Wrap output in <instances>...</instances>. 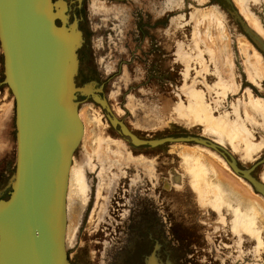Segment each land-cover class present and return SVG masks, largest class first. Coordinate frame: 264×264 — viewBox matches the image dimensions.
Instances as JSON below:
<instances>
[{
    "label": "rangeland",
    "instance_id": "374dc122",
    "mask_svg": "<svg viewBox=\"0 0 264 264\" xmlns=\"http://www.w3.org/2000/svg\"><path fill=\"white\" fill-rule=\"evenodd\" d=\"M53 1L81 36L68 264H264V198L248 181L199 144L134 146L91 95L138 140L205 139L264 186V53L232 14L264 43V0ZM3 79L0 47V200L16 168L15 100ZM218 187L237 202L218 201ZM235 211L254 213L250 230L235 226Z\"/></svg>",
    "mask_w": 264,
    "mask_h": 264
},
{
    "label": "water",
    "instance_id": "95a60500",
    "mask_svg": "<svg viewBox=\"0 0 264 264\" xmlns=\"http://www.w3.org/2000/svg\"><path fill=\"white\" fill-rule=\"evenodd\" d=\"M57 3L64 4L0 0L3 83L14 96L16 127L15 174L8 198L0 200V264H68L64 248L68 174L83 134L74 80L81 36L77 23L69 24ZM232 14L264 53V43L235 11ZM91 95L134 146L187 142L211 148L264 198V186L251 177L252 169L239 168L217 145L189 136L138 140L111 115L101 97Z\"/></svg>",
    "mask_w": 264,
    "mask_h": 264
},
{
    "label": "bare ground",
    "instance_id": "6f19581e",
    "mask_svg": "<svg viewBox=\"0 0 264 264\" xmlns=\"http://www.w3.org/2000/svg\"><path fill=\"white\" fill-rule=\"evenodd\" d=\"M173 2V1H172ZM58 5H57V7L59 8L60 7V10H62L63 12H64V10H66V7L64 6V4H60V3H57ZM65 7V8H64ZM77 54V53H76ZM254 67H256V66H254ZM257 68V67H256ZM251 73H252V78L253 79H257V78H259V76H260V73H259V71L257 70V69H255V68H253V70L251 69ZM79 90V89H78ZM91 94V93H90ZM82 116H84V115H82ZM78 117H79V120H80V118H81V114L80 113H78ZM82 118H84V117H82ZM83 120V119H82ZM80 122H81V120H80ZM81 125H82V128H83V125L84 124H82L81 123ZM83 133H84V129H83ZM82 137H83V134H82ZM81 137V138H82ZM70 166H71V164H70ZM73 168V167H72ZM76 169H77V179L79 180V182H80V176H81V170H80V168H78V167H76ZM69 171H70V167H69ZM198 171H200V170H198ZM74 173V172H73ZM199 173V175H203L202 174V172H198ZM71 176H72V173L70 174ZM69 174H68V178H69V176H70ZM205 175V174H204ZM70 176V177H71ZM204 177H206V175L204 176ZM71 179H73V177H71ZM70 180V179H69ZM72 181V180H71ZM73 182H74V180H73ZM70 184V183H69ZM206 184L207 185H209L207 182H206ZM72 185V184H71ZM70 185V186H71ZM78 186H79V188L80 189H82V182H80V183H78L77 184ZM206 185V186H207ZM234 185V184H233ZM69 185L67 184V187H68ZM73 190L76 192V185H74L73 184ZM202 187V186H201ZM70 188V187H69ZM218 189V194H219V198H218V201H220V202H225L227 205H229V202L231 201V202H233L234 200L236 201V199L231 195V196H228V197H233L232 198V200H228L227 201V199L226 198H228L227 196H226V198H225V194L223 193L224 191H221V188L220 187H218L217 188ZM78 191V190H77ZM79 193V192H78ZM201 193L202 194H204L205 195V192L202 190L201 191ZM200 193V194H201ZM202 194H201V196H202ZM237 202V201H236ZM235 203V202H234ZM241 203V202H240ZM238 204V203H237ZM230 205H232L231 203H230ZM238 206V205H237ZM65 207H66V203H65ZM66 209V208H65ZM239 210V209H238ZM240 210H242V209H240ZM66 211V210H65ZM235 214L237 215L236 216V223H235V226H237V227H242L243 229H248V230H250L251 229V226H252V222H253V220H252V218H251V215H254V213L253 212H251V211H245V212H241V211H235ZM240 216H243V218H241ZM254 217V216H253ZM65 229H66V220H65ZM65 240V239H64Z\"/></svg>",
    "mask_w": 264,
    "mask_h": 264
}]
</instances>
